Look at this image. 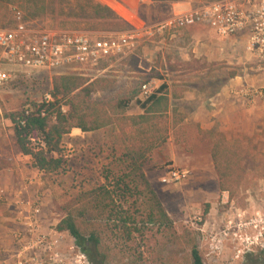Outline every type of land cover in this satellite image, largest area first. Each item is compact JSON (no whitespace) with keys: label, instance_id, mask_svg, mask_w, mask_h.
<instances>
[{"label":"rangeland","instance_id":"obj_1","mask_svg":"<svg viewBox=\"0 0 264 264\" xmlns=\"http://www.w3.org/2000/svg\"><path fill=\"white\" fill-rule=\"evenodd\" d=\"M209 1L214 0H0V27L10 24V6L18 5L35 29L85 31L98 35L132 34L140 30L144 35L136 39L137 42L135 40L131 52L106 68L85 71L93 78L107 76L114 80L111 86L94 93L92 98L109 101L136 93L139 98H145V84L149 94L166 84L175 85L179 95L189 83L203 87L204 78H210L205 69L211 66L218 70L217 76L223 83L233 72H254L246 55L244 35L231 40L232 51L228 55L233 57L224 56L227 55L224 48L222 60L213 63L205 59L199 37L169 27L159 30L183 12L179 9L170 14L171 5L190 8ZM100 4L111 5L114 13L105 6L99 7ZM150 29H153L152 34L147 33ZM202 71L204 75L200 73ZM68 72L30 71L0 89V162L6 165L0 169V187L7 185L12 189L21 178L18 169L27 170L33 166L31 157H25L17 145L7 114L22 110L30 102L51 99L53 77ZM249 83L256 84L254 81ZM175 103L182 111L193 109V104L185 100H176ZM261 104L259 101L257 106L261 107ZM137 111L138 103L134 100L128 112L135 114ZM250 124L242 131L229 129L225 133L229 139L240 138L244 146L252 144L263 153L264 116ZM203 134L199 127L188 123L171 130L174 144L170 150L183 161H157L172 154L163 144L147 158L146 172L178 229L199 231V249L206 264H264V178L254 176V171L253 177L248 178V187L234 198L229 192H223L214 162L209 158L212 143L208 141L210 146L206 147L201 138ZM209 134L213 140L212 133ZM107 137L102 130L82 132L74 129L63 139L67 170L56 175L36 173L33 177L41 188L37 185L34 190H40H33L30 196L27 192L24 197L32 203L38 198L41 200L38 229L44 242L36 248H30L32 241L28 232L25 239L21 233L14 236L3 234L4 227L13 226V223L7 205L9 200L7 197L0 199V264H90L72 235L58 231L57 226L63 217L60 206L68 196L81 186L88 187L101 180L100 169L107 156L104 147ZM172 168L184 170L185 177L179 182L164 183L163 178Z\"/></svg>","mask_w":264,"mask_h":264},{"label":"trees","instance_id":"obj_2","mask_svg":"<svg viewBox=\"0 0 264 264\" xmlns=\"http://www.w3.org/2000/svg\"><path fill=\"white\" fill-rule=\"evenodd\" d=\"M113 81L77 72L56 74L51 99L7 114L22 153L46 175L67 170L63 139L74 129L108 135L101 180L68 196L60 206L63 217L57 230L72 235L90 264H206L199 231L178 229L145 169L150 154L181 125L180 108L171 106L166 84L145 98L137 93L109 101L92 98ZM134 100L141 112L130 114ZM211 133L212 160L223 192L234 198L248 187L254 171V176L264 178V152L252 144L244 146L240 138ZM0 163V169L6 168Z\"/></svg>","mask_w":264,"mask_h":264},{"label":"built area","instance_id":"obj_3","mask_svg":"<svg viewBox=\"0 0 264 264\" xmlns=\"http://www.w3.org/2000/svg\"><path fill=\"white\" fill-rule=\"evenodd\" d=\"M10 14V24L0 27V89L30 71L68 70L87 74L85 71L96 69L103 61L131 52L136 39L144 35L140 30L109 35L85 31L52 32L31 27L26 13L18 5L10 6ZM197 25L208 27L221 37L246 36L245 50L253 58L252 70L264 73V0L209 1L180 14L159 30L167 27L183 30ZM147 33L152 34L153 29ZM143 88L148 95V85ZM239 93L249 101L256 98L264 101V89L245 86ZM185 175L184 170L172 168L162 181L179 182ZM5 193L0 190V199ZM19 203L25 206L21 205L19 219L26 221L32 241L30 248L34 249L44 242L38 229L41 200Z\"/></svg>","mask_w":264,"mask_h":264},{"label":"crops","instance_id":"obj_4","mask_svg":"<svg viewBox=\"0 0 264 264\" xmlns=\"http://www.w3.org/2000/svg\"><path fill=\"white\" fill-rule=\"evenodd\" d=\"M104 6L114 13V9L111 5L105 4ZM196 7L198 6H192L188 8V6L186 5L180 7L171 5L170 14L175 13L179 9L183 11L180 14H183ZM180 14L176 15V17ZM183 30V32L189 36L193 37L194 35L195 37H199V42L202 43V49L206 53L204 54L205 59H207L208 61L211 60L213 61V63L221 61L224 53V48L227 49V55L224 56L233 57L231 55H228V52L232 51L231 40H233V38L235 37H221L210 28L200 25L192 26ZM246 55L252 63L253 58H251L247 53ZM217 72L218 70L215 68V66L208 67L207 69H205V73H209L210 78H204L205 82L202 83L203 87L196 86L194 85V83H189L184 86L182 93L179 95L175 90V85H173L172 87L168 85V91L171 95V106H178L175 103L176 100H185L188 103L193 104V109L185 108L183 111L181 110V113L183 114L181 125L188 123L194 125L195 127L197 126V128L199 127L205 134H203L201 138L205 140L206 147L210 146L208 144V141H211L213 145V140L211 139L209 132H212L214 130L225 133V130L229 129H239L242 131V129L245 128L244 126H247L248 123H255L264 116V101L261 98H256L249 101L239 93L240 90H242V88L245 86L264 89V85H262L264 84V73H258L255 71V73L246 72L245 74L233 72L232 74H229L228 79L225 83H223L221 77L217 76ZM200 73H202V75L205 74L204 71ZM250 76H254V78H251ZM250 81H254V83L256 84H251L249 83ZM259 101L262 102V104L260 105L261 107L257 106ZM140 112L141 109L139 108V111H137L136 113ZM171 136L172 135L170 130L168 140L164 143L167 145V150H169V152L171 151V144H174L173 138ZM158 148H156L154 151H156ZM209 156V158H212V150L209 153ZM25 157L30 158V156L26 155ZM166 159L173 160L175 163L183 161L181 158L175 157L173 152L172 154L169 153L166 158L163 157V160L159 158L157 161L162 162L164 160L166 161ZM191 161L192 160L189 161L190 164ZM17 172L18 174H20L21 178L17 176L19 178V181L17 184L12 186V189H10V187L7 185L0 187V190H4L6 192L5 197H7V200H9L7 205H9L8 207L10 209V212H12L10 220L13 223V226L11 225L12 227L10 225L4 227L3 234L7 236L13 234L14 236V234L21 233L22 235H24L25 239L29 228L27 225H25L26 221H22L21 219H19L22 217V214L19 211L20 208H22L21 205H23L19 202H27L24 197L25 194L29 192L30 196L32 191L36 189L37 185L41 188V186H39L38 184L39 181L34 180L33 177L36 176V173H39L41 175H43L44 173L35 169L33 166L31 168H27V170L25 168L18 169ZM40 188H38L37 190H40ZM37 190H34L33 192H36ZM14 203L17 204L14 205Z\"/></svg>","mask_w":264,"mask_h":264}]
</instances>
